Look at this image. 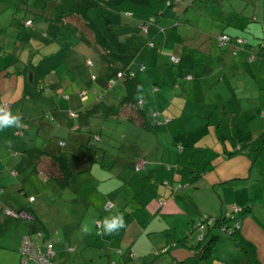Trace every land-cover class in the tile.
<instances>
[{
  "label": "crops",
  "instance_id": "0c3cea01",
  "mask_svg": "<svg viewBox=\"0 0 264 264\" xmlns=\"http://www.w3.org/2000/svg\"><path fill=\"white\" fill-rule=\"evenodd\" d=\"M0 1V14L3 13L0 15V104L10 107L13 114L20 115L23 124L21 128L0 130V227L3 230L0 242L5 244L0 247L3 250L11 248V253L17 254L22 238L29 231V225L21 218L6 214L5 207L23 209L29 215L28 222H31L32 230L41 229L43 227L39 226L37 217L38 197L46 194L59 196L69 190L72 203L80 210L86 213L101 211L100 216H94L96 234L89 233L91 238L85 239L91 246L81 253L85 255L84 261L89 259L93 264L96 261L99 264H109L117 256L123 264H146L148 261L154 264H201L200 258L194 255L196 250L193 248L198 241L192 244V240L188 239L198 236V231H192L187 238L183 234L180 239L179 235H176V239L174 235H168L165 236L166 239L160 238L158 241L150 234L151 231L156 232L153 229L155 226L151 230L148 228L152 223L150 219L158 214L156 198L159 194L171 199L175 196L176 204H169L171 200L168 198L164 207L171 214L179 211L184 213V220L179 225L183 226L185 233L196 219L208 216L218 218L227 213L235 217L238 222L236 239L228 235L219 236L210 257L202 264H264V204H255L254 198L247 207L240 205L238 209L241 211L243 207L245 212L236 216L232 213L227 191L217 188L234 179L240 183L244 175L238 173V169L231 171L232 175L226 177L216 173L212 188L210 182L206 183L199 178L186 186V193L179 190L172 194L165 186H160L163 189L145 186L146 180L142 187L140 183L135 190L133 185L119 180L115 172L107 167H102L97 162L89 163L87 157L92 155L87 144L89 132L100 128L109 133L110 130L104 124L107 118L94 116L92 120L80 116L78 124L81 130L76 131L70 127L74 121L68 118V111L89 106L98 95L97 92H103L107 85L103 76L104 63L94 45L91 32L87 30L89 35L80 27L74 28L73 25L76 24L70 22L72 28L69 29L74 34L72 46H69L68 40L60 45H57V41L48 50L40 52L44 41L54 38L60 40L63 33L59 25L42 20L24 24L20 12L16 10L20 0ZM168 2L170 0L166 1V6ZM167 7L164 9L165 15L156 20L158 24L148 26L147 35L140 33L138 21L123 14L117 16L110 13L107 18L103 16L99 25L96 23L114 49L118 52L135 53L131 69L135 71L141 85L138 94L141 106L155 115L159 111L164 116L163 120L179 118L181 124L178 130L170 132V138L167 129L157 131L141 127L135 117L134 107L124 106L119 117L110 116V119H115L110 126L116 125L118 128L119 140L113 146L116 159L129 169L125 173L123 171L121 178L128 179L131 166L145 157L147 163L141 170V175L147 176L148 180H152L149 182L153 183L156 179L154 168L160 164H168V147L188 143L216 150L218 156L213 172L217 171L219 161L225 167L228 166L230 158L236 152L238 159L252 169L256 161L254 146H258V150L264 146V143H255L258 142L256 138L264 137V129L259 131L253 125L256 121L264 126V120L255 118L260 107V112L264 113V57L259 58L254 50L264 39V0H219L213 3L204 0H172L171 6ZM51 11L64 12L53 6ZM110 15L112 16L109 17ZM165 17H168V21L164 20ZM116 30L121 32L119 38L127 39L124 45L112 38L111 33ZM34 32L37 34L34 35ZM223 32L230 34L233 42L225 47L217 45L216 48L217 36ZM39 40L43 41L42 44ZM149 41L155 43L154 47L148 45ZM93 53L95 57H92ZM171 54L180 57V68L173 67L172 74L167 76L164 66L169 63L168 56ZM58 56L65 62L60 68H57L60 62L54 61ZM140 65L145 67L144 70ZM13 75L16 80H12ZM22 77L30 78L31 82L39 80L42 96L26 95V80H23V87ZM183 80L185 82H178ZM247 80L252 85L250 90L246 86ZM221 83L229 88V97L220 93L208 103L218 100L223 104L222 107L218 105V108L213 109L210 104L199 101L204 116L200 112H193L195 116L192 117L187 112L188 109L174 117L168 114V104L174 101L177 88L189 95L199 87L201 89L209 85L219 88ZM12 89H15V93H12ZM83 90H87L88 97L83 94ZM125 93V86L118 82L108 91L106 100L108 103L117 102ZM62 94L68 97H62ZM194 96L196 99L200 98L195 93ZM245 99L248 103H245ZM237 100L240 103L234 104ZM51 110L58 114L56 122L45 116ZM195 117L202 121L193 126L190 118ZM119 118L122 120H117ZM257 131L261 133L255 140L250 139L247 143L241 141L243 134ZM57 136L67 139L64 147L58 145ZM34 146L43 147L52 153H61L74 162L76 172L69 187L61 188L55 179L49 177V170L55 168L51 158L44 157L39 170L30 167L23 152ZM220 148L224 150L218 151ZM158 151L160 154H157ZM121 172L122 170L120 175ZM37 181L40 186H35ZM203 187L207 189L204 190ZM20 190H24L26 194H22ZM25 195L35 196V200L30 202ZM243 196V200L247 198ZM181 197L185 199V204L177 201L176 198ZM108 202H113L114 206L105 213L104 205ZM116 214L123 215L124 219L131 214L126 226L122 228V237L115 236V233L102 234L103 218ZM238 215L241 216L240 220ZM96 221L101 222L100 228V224L96 227ZM13 228L18 229L15 234ZM66 246V250H76L69 243ZM160 248H166V251L156 254V250ZM171 252L173 255L169 256ZM55 254L56 251L53 263L59 264L55 260Z\"/></svg>",
  "mask_w": 264,
  "mask_h": 264
},
{
  "label": "trees",
  "instance_id": "16d2710c",
  "mask_svg": "<svg viewBox=\"0 0 264 264\" xmlns=\"http://www.w3.org/2000/svg\"><path fill=\"white\" fill-rule=\"evenodd\" d=\"M53 1V0H52ZM166 1L167 0H76L75 4L72 5L68 10L60 13H54L50 9H46L44 6L43 9L41 7L39 9L36 8V6L30 4L27 0H20V3L18 4V7L16 10L19 12H22V19L24 21V24H31L35 22V20L32 17H28V12L30 10L36 8L35 10L36 14L38 15L37 20L42 21H52L59 25V29L64 35H70L73 33L70 29L72 28L70 24L72 23L70 21V18L76 17L79 21L82 22V25L86 30H89L93 37L94 45L98 48L100 57L102 58V61L104 63V72L103 76L105 77V80H107L106 88L103 92H100L96 95L93 101H91L89 106H86L84 108L78 109V110H70L68 111V118L72 120V125L70 126L71 129L79 131L81 130L78 121L79 117L82 116L83 118H90L94 120V116H105L107 119L104 120V124L107 126V128L110 130L109 133L106 131H101L100 128H97L96 130H92L89 132L88 137V145L89 150L92 155L90 157H87V160L89 163L91 162H97L100 166L107 167L112 172H115V175L118 176V179L121 180L124 183H129L133 185L135 190L139 188L140 183L141 187L142 184H145L148 187H158L157 185V179L160 178L161 185L167 187L168 181L173 184L175 181H177L180 186H183L184 183H194L199 178L203 177L207 172L214 169L216 166V157L218 156V153L216 150H214L212 147H206V146H198L194 143H188L183 145H178V152L176 156V165L178 166L177 170L175 171V166H168V164H160L157 168V171L155 169L156 179L152 181L151 179L148 180L147 176H142L141 170H143L146 166L147 159L145 157L140 158L137 162L134 163L133 166H131V174H129L128 179H123L121 176L125 173V171L128 169L126 166H124L122 163H119L115 156V146L118 139L116 140L114 136L118 138V128L116 125L111 124L110 116L117 118L120 116L123 107H134L136 108L135 117L139 121L141 127L145 129H155L157 131H163L168 130V132H174L175 130H178L179 127H181V124L179 122V118H168V119H162L164 116H161L160 112L158 111V115H155V113H151L148 110L144 109L140 102V99L138 98V94L141 90V85L138 82V78L136 76L135 71L131 69V65L134 61V55L135 53L125 51V52H118L116 49L112 47V45L108 42L107 37L101 32L100 28L97 26L95 20L91 19L88 11L92 7H102L107 8L109 13H119L129 16L130 18L135 19V21H138V27L140 33H142V26L146 25L147 28L150 25V23H155L156 20H158L161 15H165L166 11L164 10L166 7ZM206 2H216L219 0H204ZM172 0L168 2V5L171 6ZM167 5V6H168ZM48 6V5H45ZM71 22V23H70ZM78 25V24H77ZM74 28L77 26L73 25ZM70 28V29H69ZM70 30L69 32L67 30ZM67 31V34H65ZM148 33V29L146 31ZM227 36L228 40L224 44H220V37L221 36ZM237 40V39H236ZM243 41V40H242ZM69 42V40L67 41ZM73 42V41H72ZM150 42V41H149ZM217 42L220 47L228 46L233 42V37L228 33H221L217 36ZM70 43V42H69ZM154 43V42H153ZM155 44V43H154ZM259 58L264 57V39L261 40L260 44L257 48L254 49ZM175 55V54H171ZM170 55V56H171ZM169 56V62L172 65H179L180 64V57L179 61L177 63H173L170 60ZM144 66L141 67L142 70H144ZM25 94L28 96H42V88L39 89V80H35L34 82L29 81L30 78L25 79ZM118 82H121L125 88L126 93L121 96L117 102L108 103L106 100V96L108 91L111 89V87ZM83 94L88 97L87 90H83ZM62 94V97L68 95ZM50 120L56 122L58 117V114L56 111H49L46 113V115ZM60 118V117H59ZM112 119V118H111ZM115 120V119H114ZM112 120V121H114ZM122 120V119H117ZM162 120L164 123H162ZM165 120H167L165 122ZM107 121V122H105ZM103 122V121H102ZM22 133V132H21ZM264 132L262 133V135ZM58 138V145L60 147H64L66 144L67 139L61 138L57 136ZM60 139V140H59ZM14 154H17L14 152ZM23 155L28 158V163L30 164V167L33 170H39L41 166V162L44 157H49L53 160L55 164V168L49 170L48 175L49 177L55 179L58 186L61 188L69 187V185L72 183L73 175L76 172L75 171V164L72 160L67 159L63 156L61 153H52L51 151H48L44 149L43 147H29L24 152ZM143 160V164L139 165V162ZM120 170H122L120 175ZM129 170V169H128ZM124 171V173H123ZM160 171H162L160 173ZM15 172V171H14ZM176 175H179L178 178H176ZM149 183V184H148ZM172 186V185H171ZM168 188V187H167ZM172 191V194H175L177 192L174 188L169 189ZM22 191V194H26L24 190ZM143 192V191H142ZM141 193V192H139ZM138 193H136L137 195ZM151 195H154V193H151ZM158 200V209L156 210L157 213L161 214V209L166 205V197L165 196H159L157 194ZM27 196L30 202H33L35 200V196ZM30 197H33V200H30ZM156 198V199H157ZM110 203V207H106L107 204ZM104 205V212L106 213L110 209L113 208L114 203L108 202ZM166 208V207H164ZM168 208V206H167ZM5 213H7V210H11L14 212V214H9L17 218H21L27 223L29 226V231L26 235L34 237L36 239V233H41V238L38 240L39 246L45 251L47 249V246L49 243L52 244V251L53 255L55 253L54 245L55 242H60V239L56 237L53 238L54 234L58 233V230H52L50 232L44 230V229H37L32 230L31 222H28V219L21 216V213L24 212L23 209H13L11 207H5ZM247 210V209H246ZM103 212V213H104ZM245 208L242 207V210L240 213H244ZM237 223L234 216H232L231 213L222 214L218 218H212L211 217H203L199 219V222H195L190 226V233L192 231H198L199 240L198 243H196L195 252L194 255L198 256L200 258L201 264L207 261V259L210 257L211 252L213 250V245L215 241L218 239L219 236H221L220 233H217L214 228H218L219 231H223L224 235H228L229 237H234L236 239V230H237ZM97 224H100L99 226ZM101 227V222L96 221V227ZM96 232V230H95ZM98 233V230H97ZM96 234V233H95ZM25 235V236H26ZM24 236V237H25ZM21 241L20 247H19V254H20V264H21V247L23 243V239ZM68 243H66L67 245ZM67 249V246L65 247ZM243 250H245L243 248ZM156 254H159L160 252L166 251V248H160L159 250H156ZM112 254H115V252H111ZM246 253V251H245ZM53 256L50 258V262L54 264L53 262ZM145 258V257H144ZM146 262V261H144ZM109 264H123L120 262L119 258L117 256L114 257L113 260L109 261ZM125 264V263H124ZM146 264H154L152 261H148Z\"/></svg>",
  "mask_w": 264,
  "mask_h": 264
},
{
  "label": "rangeland",
  "instance_id": "374dc122",
  "mask_svg": "<svg viewBox=\"0 0 264 264\" xmlns=\"http://www.w3.org/2000/svg\"><path fill=\"white\" fill-rule=\"evenodd\" d=\"M27 1L30 4L36 6V8L38 7L37 9H39L40 7H41V9H43L44 7L46 9H50L51 6H53L56 9H58V8L63 9V11L68 10L76 2V0H53V1L52 0H27ZM0 4H2L1 1H0ZM45 5H48V6H45ZM36 8L30 10V12H28V15H27L28 17H32L35 20V23L38 22V20L36 18V17H38V15L35 12V10H37ZM166 8H168V7L166 6ZM89 11H90L89 15H90L91 19L95 20V22L97 24L101 23L103 18L104 17L107 18V15L110 14L108 12L107 8H102L100 6L99 7H92ZM20 14L22 15V12H20ZM0 15L2 16L3 13H1ZM112 15L118 16L119 13H112ZM112 15H110L109 17H111ZM164 20L168 21V17H165ZM70 21L73 24H76L75 26L80 27V29L82 31L88 33V31L86 29H84L82 22L79 21L77 18H71ZM151 24L157 25L158 23H156V22L150 23V25ZM127 25L130 26L131 24H127ZM135 25H137V24H135ZM114 27H117V26L114 25ZM141 30H142V34L147 35L145 30H143L142 28H141ZM161 31H163V30H161ZM161 33H163V32H161ZM35 34H37V33L34 32V35ZM88 34L90 35V33H88ZM119 34H121V32L116 30V32L111 33V36L113 39H118L119 41L123 42V45H124L126 42L125 41L126 38L125 39L119 38L120 37ZM73 37H74L73 33H71L70 35H66V36H64V33H63L60 35V40L54 38V39H49L50 41H48V42L44 41V43L40 47L39 51L43 52V51L48 50L51 46L55 45L57 43V41H58L57 45H60L62 43H65L64 40H69V42H70L69 46H72L71 43L74 40ZM13 41H15V39H13ZM23 41L26 42V40H23ZM42 42L43 41H40V44H42ZM217 45L218 44L216 43V48H217ZM71 54H72V48H71ZM200 54H201V52H200ZM91 55H92V57H95L94 53ZM54 61L56 63L60 62L57 64V68H60V67L65 65L64 59L61 56L56 57V59H54ZM140 66L142 67V65H140ZM179 66L180 65H177V66L172 65L169 62L167 64V66H164V71L168 76L169 73H170V75L172 74V68L173 67L180 68ZM12 80H16V76L12 77ZM21 80L23 82V87H24V81L23 80H25V79H23V77H22ZM178 82L183 83L185 81L183 80V81H178ZM204 83H206V81H204ZM246 86L249 90L251 89L252 85L250 83V80L246 81ZM12 93H15V89H12ZM194 93L200 97V98H197L199 100L196 99V96H194ZM194 93L186 95V92L183 93L181 89L177 88L176 89L177 95H176L174 101L168 104V114L171 117H174V115L180 114L182 110L187 111V109H188L187 112H190L192 114V117L195 116L193 114V112H195V113L200 112L201 115L204 116V114H202V108H201L200 102L202 101V103H206L208 105L210 104V108H213V109L218 108V105H219V107H222L223 104L221 102H219L218 100H214L215 102H212V103H208V101H210L211 99H214L217 96V94H220V93L227 95V97H229L230 90L227 86L225 87L224 83H221L219 85V88H215L213 86L205 85L201 89L199 87L196 90V92H194ZM250 96H251V94H250ZM223 103L228 104L226 102H223ZM230 103H232V102H230ZM239 103H240V100H237L234 102V104H239ZM245 103H248V100L245 99ZM260 111H261V107L257 112L258 115L256 113L257 117H255V118H260V119L264 120V113H261ZM262 111H264V108H262ZM110 120L112 121L113 119H110ZM190 120L192 122L191 125H193V126L196 123L198 124L199 121H202V119H200L198 117L190 118ZM253 120H254V118H253ZM253 125H254V128H259L260 129L259 131L264 129L263 124L259 125V123L257 124L256 121L253 122ZM259 131L251 132V133L248 132V133L243 134V136H241L242 137L241 141H243V143H247L248 141H250V139L252 140V139L258 137V135L261 133ZM168 134L170 135L169 137L172 138V136L169 132H168ZM114 137L116 140L118 139L116 136H114ZM256 139L258 141V142H255L257 145L264 143V137L256 138ZM168 144H170V143H168ZM230 146H232V145L230 144ZM254 147H253L254 148L253 154H255L254 160L256 158V161L253 163L252 169H251V167L248 168V165L246 163H242L241 159H238V157L236 156V154H237V152H236L230 158L228 166L225 167V165L223 163L220 164V161H219V165H217V166H219L217 168V171L213 172V170H212L210 172H207L206 173L207 175H203V177H201V179H203V181H205L206 183L210 182V188H212V185H213L212 183L214 180L213 178H214V175L216 173H220L224 177H226L231 173V171L238 169L239 170L238 173H242L244 175L242 177L244 180L242 179V181L240 183H237V179H234L233 182H230V181L227 182V185L225 184L226 186L220 185L217 187L221 191L226 190L227 193L229 194V199H231V202L229 204L232 207V213L234 215L236 214V216H237V214L240 213V209H238V207H240V205H243V207H245V205H246V207H247V205H249V202H252V200L254 198H256V200L254 202L255 204H257V203H263L264 204V146H262V148H260L259 150H258V146L255 145ZM217 150L223 151L224 149L220 148ZM177 152H178V146L177 145H172V146L168 147V166H170V165L175 166V169H174L175 171L178 168V166L176 165ZM157 154H160V151H158ZM157 168H158V166H156L154 169H156V171H157ZM161 172L162 171H160V173ZM230 175H232V174H230ZM178 176L179 175H176V178H178ZM37 185L40 186L41 185L40 182L37 181L35 186H37ZM157 185H158V187L163 186V184L161 185L160 178L157 179ZM187 185H189V183H184L183 186H180V184H178L177 181H175L172 184L169 180L168 185H166V186L168 187V189L174 188L177 192L179 190H182L181 193H186L187 189H188V188H186ZM193 187H195V185ZM160 188L163 189L162 187H160ZM203 189L206 190L207 188L203 187ZM34 192H36V188L34 189ZM243 195H245L247 197L244 200H243V198H244ZM165 197H166V199L169 198L168 196H165ZM169 199L171 200L169 202V204H171V205H172V203H174V205L176 204V202L174 201L175 196H173L172 199L171 198H169ZM176 199H178L177 201L179 202V204L180 203L185 204L184 198L181 197V198H176ZM158 200H159V198H157V203H158ZM72 202H73L72 194L69 192V190H66V192L64 194L59 195V196H53V195L48 196L46 194L45 196L43 195V196L38 197V202L36 203V205L38 206L37 207L38 224H39V226L43 227L42 229H44L48 232L55 230V229L58 230V233L54 234L53 238L55 239L56 237H58L60 239V242L55 243V251H56L55 260L59 264H93L92 260L87 259V262L84 261L83 259H84L85 255L84 254L82 255L81 253L85 249H87L88 247L91 246V244L88 243V240H86V242H85V239L91 238V235H88L89 233H92V234L96 233L95 229H94L95 228L94 227L95 226L94 216L95 217L100 216L101 211L95 212V210H94L92 213H89V212L86 213V212H84V210H80ZM240 203H242V204H240ZM262 208H264V205ZM161 212H162L161 214L155 213L157 215L150 219V221L152 223L150 224V226L148 228V230H151L155 226V228H153V229H156V232L151 231L150 234L153 236V238L156 241H158L160 238L166 239L165 236L168 237V235L169 236L174 235V239H176L175 238L176 235H179V239L182 236V234L186 235V238L189 236L190 229H189V231L187 230V232L185 233V232H183V226L179 225L184 220V213H180V211H179V213H172L171 214V213H168L166 208L161 209ZM126 217H128V218L131 217V214L129 216H126ZM240 218H241V216L238 215V220H240ZM127 219L126 218L124 219L125 224L127 223ZM195 222H199V219H196ZM82 226H86L88 231L87 232L83 231ZM214 229L217 233H220L221 236H225L223 231H219L218 228H214ZM12 230H13V234H15L18 231L17 228H13ZM158 230H160V232H158ZM114 233H115V236L122 237V228L119 229L118 231L114 232ZM1 234H3V230L0 227V236H1ZM199 237L200 236L195 235L194 238L189 237L188 239L192 240V244H194L195 241L199 240ZM5 240H7V238H5ZM66 243H69L71 246H75L76 250H74V251L66 250L65 249ZM157 243H159V242H157ZM0 245H5V244L2 241V242H0ZM157 245H159V244H157ZM170 255H173V253L171 252L169 254V256ZM0 264H20L19 248H18V253L13 255L11 253V248L9 250H6V249L3 250L2 247H0ZM95 264H99V262L96 261Z\"/></svg>",
  "mask_w": 264,
  "mask_h": 264
},
{
  "label": "built area",
  "instance_id": "2783aa9c",
  "mask_svg": "<svg viewBox=\"0 0 264 264\" xmlns=\"http://www.w3.org/2000/svg\"><path fill=\"white\" fill-rule=\"evenodd\" d=\"M142 29L147 31V26L143 25ZM220 44H224L228 37L223 35L220 38ZM148 45L150 47H154L153 42H149ZM170 60L173 63H177L179 61V58L175 55L170 56ZM191 76H189L190 78ZM143 164V160L139 162V165ZM30 200H33V197H30ZM111 204L108 203L106 207H110ZM8 214H14L11 210H7ZM21 216L28 219L29 215L27 212H22ZM32 236V235H31ZM26 235L23 239L22 247H21V264H52L50 262V258L53 256L52 251V244L49 243L47 246V249L43 251V249L39 246L38 240L41 238V233H36V239L34 237H31Z\"/></svg>",
  "mask_w": 264,
  "mask_h": 264
},
{
  "label": "clouds",
  "instance_id": "9594fccd",
  "mask_svg": "<svg viewBox=\"0 0 264 264\" xmlns=\"http://www.w3.org/2000/svg\"><path fill=\"white\" fill-rule=\"evenodd\" d=\"M22 126V117L18 114H13L10 110V107L0 104V130L10 127L21 128ZM125 226L126 225L123 215L116 214L109 217H104L102 221V234L110 235L119 229L124 228ZM82 230L85 232L88 231L86 226H82Z\"/></svg>",
  "mask_w": 264,
  "mask_h": 264
}]
</instances>
